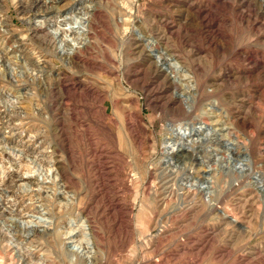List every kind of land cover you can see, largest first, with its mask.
Instances as JSON below:
<instances>
[{
	"label": "rangeland",
	"instance_id": "1",
	"mask_svg": "<svg viewBox=\"0 0 264 264\" xmlns=\"http://www.w3.org/2000/svg\"><path fill=\"white\" fill-rule=\"evenodd\" d=\"M44 16L85 29L50 43ZM0 17V264H264V0H0Z\"/></svg>",
	"mask_w": 264,
	"mask_h": 264
},
{
	"label": "bare ground",
	"instance_id": "2",
	"mask_svg": "<svg viewBox=\"0 0 264 264\" xmlns=\"http://www.w3.org/2000/svg\"><path fill=\"white\" fill-rule=\"evenodd\" d=\"M70 11V10H69ZM76 16V15H75ZM44 18H46L45 16L43 17V19ZM66 19V18H65ZM79 19H81V17L79 18ZM78 19V21H76V18L74 19V23H75V25H77L78 23L80 24V25H78L79 27L80 26H82L81 28H78V29H75L74 30V27H69V29H65V28H61V23H58L57 24V26H56V28H54L52 31H50V32H48L47 34L45 33V32H47V30H49V28H45V26H46V20L44 19V21H38L39 22V25L37 26V29H35V32H42L43 33V37H46L48 34H49V42L50 43H56V39H55V36L57 35V33L60 31H62V32H65L66 34H65V36L66 37H68L69 39H71L72 41H76V38L75 37H71L70 35H74L76 32L78 33V34H80L81 33V31H83L84 29H85V25L83 24V22H81L80 20ZM67 20V19H66ZM73 21V20H72ZM82 21H83V18H82ZM5 22L1 19V17H0V25H3ZM48 24V23H47ZM77 26V27H78ZM76 28V27H75ZM73 30V31H72ZM58 36V35H57ZM71 37V38H70ZM62 41H63V39L61 40V41H58V47H60L61 46V44H62ZM153 42V41H152ZM67 44V43H66ZM155 44V41L153 42V45ZM154 47V46H153ZM154 54V57H155V59L157 60V62L160 64L161 62H163V61H165V62H163L164 63V65H167V67L166 68H164L165 66H162L167 72H170V73H172L173 74V72L174 71H179L180 69L178 68V66H179V64H178V62L177 61H175V60H173V59H171V58H168L167 56H166V53H165V51H157V53H153ZM24 56H25V60L27 61L28 60V55L25 53L24 54ZM165 56V57H164ZM180 72V71H179ZM178 72V73H179ZM171 74V75H172ZM173 75H176L175 73L173 74ZM182 76H186V74H184V75H182ZM169 77H171V76H169ZM175 77V76H174ZM190 88V87H189ZM181 95V94H180ZM190 127V126H189ZM199 127V130H204L205 132H206V134L208 135L209 133H210V128L209 127H207L206 125H200V126H198ZM175 129L174 128H172V134L173 133H175V134H177L178 136H182V137H184V136H187V135H192V133L194 132V131H199L197 128H195V127H192V128H179L178 129V132H175L174 131ZM177 131V130H176ZM197 134V133H196ZM180 140V139H179ZM182 140H184V139H182ZM192 140V139H191ZM165 146H166V150H168V151H171V150H174V149H176V144L174 143V141L173 140H171V141H167L166 142V144H165ZM179 149V148H178ZM237 165V164H236ZM55 178V177H54ZM49 179L50 180H52L50 177H49ZM45 180H47V179H45ZM44 182V181H43ZM263 184H264V180H263ZM192 185V184H191ZM201 185H203V184H201ZM200 185V186H201ZM189 187H190V185H189ZM203 187V186H202ZM191 188H193L192 186H191ZM197 188V187H196ZM202 191L203 192H205V194L206 193H208V194H210L209 192V190L206 188V189H202ZM46 213L47 212H44V214L42 215V219H41V221H43V220H45V223H50L48 220H49V216L48 217H46ZM44 222V221H43ZM85 220H81V223L80 224H82L81 226H80V224L77 226V230L76 229H72V230H70L69 232H68V239H70L71 240V242L72 243H74L73 244V246H72V253H73V255H74V257L76 258H78V257H80V256H82L83 257V255L85 254V252H84V248H86V247H83V245H82V242H83V238L84 239H86L88 242H87V244H89V240H90V236H89V234H90V231H87V227L88 226H86V224H85ZM30 223V222H29ZM32 223V222H31ZM52 223H53V221H52ZM77 233V234H76ZM82 237V238H79V237ZM75 238H77V239H75ZM64 240V239H63ZM69 241V240H68ZM69 244V243H68ZM63 245L64 246H66L67 245V242L66 241H64L63 242ZM60 249V248H59ZM86 252H88V254H89V251L88 250H85ZM87 254V255H88ZM86 255V254H85ZM89 257H91V255L89 254V256H88V264H91V261L89 260ZM32 264V263H31ZM42 264V263H41Z\"/></svg>",
	"mask_w": 264,
	"mask_h": 264
}]
</instances>
